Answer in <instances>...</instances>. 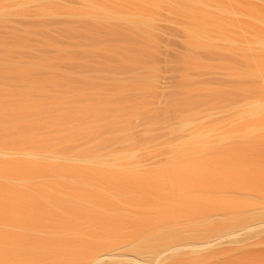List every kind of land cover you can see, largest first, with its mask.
Wrapping results in <instances>:
<instances>
[{
	"label": "rangeland",
	"instance_id": "rangeland-1",
	"mask_svg": "<svg viewBox=\"0 0 264 264\" xmlns=\"http://www.w3.org/2000/svg\"><path fill=\"white\" fill-rule=\"evenodd\" d=\"M263 107L264 0H0V170L32 175L0 171V189L37 208L93 194L125 220L68 264H264ZM117 169L223 206L167 212L172 232L145 245L128 220L156 214L95 178ZM71 202L76 230L43 207L49 229L0 223V249L18 264L7 234L88 239L82 208L108 213Z\"/></svg>",
	"mask_w": 264,
	"mask_h": 264
},
{
	"label": "bare ground",
	"instance_id": "bare-ground-1",
	"mask_svg": "<svg viewBox=\"0 0 264 264\" xmlns=\"http://www.w3.org/2000/svg\"><path fill=\"white\" fill-rule=\"evenodd\" d=\"M144 47L145 46H142L143 49H141V51L143 54L145 53L146 56L147 51L145 49L147 48L144 49ZM145 56L142 55V57ZM187 146L189 145H186V147ZM197 151H199V149ZM187 154L189 155L188 151ZM17 170H13V171L0 170V171L8 178H12V176L13 177L26 176L28 178L32 177L31 172L28 171L27 169H23V167ZM84 174L83 173L77 174V177H79L78 179H83V178L85 179L86 177L84 176ZM63 175L67 176L65 174ZM183 177L185 178L184 175ZM95 178L102 180V183L104 182L106 188H109L113 194H116L117 196H121V197H123L124 195V200H125L124 202L127 205L133 207L140 206L141 208H149L150 210L152 209L153 212L156 214L155 217H146L144 219L134 218V221L136 222H133V216L130 218V220H128L137 228V231L140 232V236H139L140 240H142V243L145 245L147 244L152 245L162 240L172 232L169 223L166 222L168 216L167 215H166L167 217L164 216V214H169L167 212L176 213L179 211V209L183 211L198 212L201 211L206 206L209 207L223 206L217 200H213L214 198L213 199L211 198L212 196H210V194L207 193L209 190L205 191L206 193H204L210 196L209 198L207 195H204L206 198V201L204 200L205 203L203 202L204 204L202 202H199L200 201L199 199H197L196 201L194 200V198L192 200H190L191 198L177 199L176 197L171 196L170 194L167 193V191H165L163 183H159L158 181L152 180L151 178H150L151 180H149V178L145 179L137 175H133V174L131 175L129 173L126 174V172L119 171L118 169L115 172L112 171L111 173H107V174L106 173L104 174L103 171L100 177L96 176ZM193 180H190L192 181V183H189L190 185L189 187H191V184H193L192 187H195L196 190L201 191V189H198L199 185L195 182L193 183ZM208 180H210V177ZM223 185L227 187L230 185V182L228 180L223 181ZM97 186L99 187V185ZM5 193L2 191V189H0V223L1 224L6 223L7 225H13L14 227L16 226L20 227V225L23 226V223H25L28 224V225L24 224L25 226L34 225L35 228L47 230L50 228V226L44 221L43 213L48 212L49 215L51 214V216L54 218L53 220H55V224L60 230L70 231V232L76 230V228H79L76 226L79 224V219L76 216L74 210H72V208L69 207L70 201L72 202L74 201V203L76 204L78 203L89 204L91 206H94L95 208H98L108 213L106 215H103L102 217H99L96 216V214H94L95 213L94 211H91L86 207L82 208V209H86L85 211L82 210L83 215L85 216L84 218L86 219L85 222L87 224L86 228L88 233L87 234L88 239L85 240L72 241L64 236L59 237L57 239L34 240L28 237L15 236L11 234L5 235L4 237L6 238L7 241H10L16 247L20 248L21 251H23V259L21 261H18L19 262L18 264H68L70 262V255H74V254L76 255L80 253L84 254L85 251H88L92 248L94 249L96 243H102L106 239V236H108L107 233L109 231H111L112 234L115 233L116 235V233L122 231L125 226L124 223L125 220L121 216L119 217L118 214L116 215L118 211L117 209L118 207L116 208L117 205L115 206L110 201L104 200L103 198L97 197L93 194H87L79 191L65 192L59 189L57 190L59 196L64 195L63 197L67 199L65 200V198L64 199L62 198L63 200L60 202L62 205H55L54 207H46L47 209L43 206L45 208L44 210L45 212H43L42 210L43 207H40L39 205L38 207L39 209H38L36 207L37 205L35 206V204L37 203L34 204L33 202L34 204L33 205L32 202L29 201V198L27 199V197L22 193H18L16 191H11V190L7 192L8 195ZM132 194L134 195L133 201L130 202V199L126 200ZM4 195L8 196L10 201L12 199V201L10 202L8 201L9 199L8 200L4 199L5 197ZM45 196L48 198L46 194ZM8 202L12 203V205L14 204V202H17L19 206L17 205L18 206L17 207L16 204H14L13 205L14 207L13 206L11 207V205H9ZM67 203L69 206L65 205ZM17 210L21 214L18 213ZM181 212L179 211V213L177 214H182ZM24 213L27 214V218L29 217L28 222L26 221L25 218H23L25 216H22L25 215ZM19 217L20 218L22 217L23 219L22 218L20 219ZM156 224H159L160 229L154 231L150 230V228ZM29 228H31V226H29ZM0 238L2 237L0 236ZM0 264H16L11 252L6 247L0 249Z\"/></svg>",
	"mask_w": 264,
	"mask_h": 264
}]
</instances>
